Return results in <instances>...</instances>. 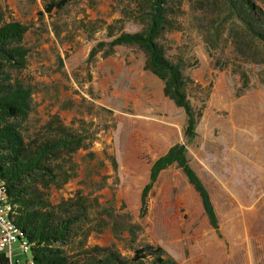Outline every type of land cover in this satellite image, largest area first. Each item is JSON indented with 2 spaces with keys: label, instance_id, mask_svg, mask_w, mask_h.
Returning <instances> with one entry per match:
<instances>
[{
  "label": "rangeland",
  "instance_id": "374dc122",
  "mask_svg": "<svg viewBox=\"0 0 264 264\" xmlns=\"http://www.w3.org/2000/svg\"><path fill=\"white\" fill-rule=\"evenodd\" d=\"M0 0V25L21 23L27 67L19 77L32 93L26 127L40 131L57 117L91 142L62 163L68 175L52 187L53 206L79 195L89 221L64 251L110 247L124 258L146 245L161 247L179 264H264V71L245 63L224 35L197 13V0H170L174 27L163 37L166 58L193 85L187 95L202 108L196 137L187 144L190 166L206 186L218 221L207 223L198 197L175 165L161 173L140 214V190L150 162L183 142L185 116L163 95L162 82L132 47L112 55L89 53L114 35L135 33L141 0ZM264 11V0H254ZM222 34L223 28L219 29ZM13 261L25 255L13 245Z\"/></svg>",
  "mask_w": 264,
  "mask_h": 264
},
{
  "label": "trees",
  "instance_id": "16d2710c",
  "mask_svg": "<svg viewBox=\"0 0 264 264\" xmlns=\"http://www.w3.org/2000/svg\"><path fill=\"white\" fill-rule=\"evenodd\" d=\"M170 0H141L135 21L141 26L135 33H110L107 43H96L89 53L91 60L98 52L112 55L115 47H132L145 57L144 68L159 79L163 95L180 108L185 116L183 142L173 144L149 164L146 183L140 190L139 211L160 175L175 165L198 197L208 226L218 232L217 218L209 193L192 169L187 158V144L196 137V126L202 108L194 109L187 95L193 81L183 74L179 64L166 58L164 35L174 27V9ZM66 0L51 1L45 11L60 10ZM199 15L208 17L212 40L224 35L239 50L245 62L263 66L264 11L254 0H197ZM223 28L222 34L219 29ZM26 28L19 22L0 25V181L14 206L15 225L30 244L34 264H179L159 246L146 245L134 251L131 258L122 257L110 247H91L68 255L64 247L89 221V209L79 195L53 206L48 199L52 187L68 180L62 163L91 142L82 132H72L54 117L38 132L29 134L27 119L32 112V93L19 77L27 67L28 49L23 44ZM0 264L7 261L0 255Z\"/></svg>",
  "mask_w": 264,
  "mask_h": 264
},
{
  "label": "built area",
  "instance_id": "2783aa9c",
  "mask_svg": "<svg viewBox=\"0 0 264 264\" xmlns=\"http://www.w3.org/2000/svg\"><path fill=\"white\" fill-rule=\"evenodd\" d=\"M15 215L14 206L7 197L3 182L0 181V255L7 264H34L30 255V244L14 223ZM16 243H18V249L25 255L24 263L18 260L13 261V245Z\"/></svg>",
  "mask_w": 264,
  "mask_h": 264
},
{
  "label": "crops",
  "instance_id": "0c3cea01",
  "mask_svg": "<svg viewBox=\"0 0 264 264\" xmlns=\"http://www.w3.org/2000/svg\"><path fill=\"white\" fill-rule=\"evenodd\" d=\"M199 177V176H198ZM201 180V179H200ZM202 181V180H201ZM203 183V182H202ZM203 185H204V183H203ZM205 186V185H204ZM205 188H206V186H205ZM207 189V188H206ZM208 191V190H207ZM209 193V192H208ZM209 196H210V194H209ZM210 200H211V197H210ZM212 203V202H211ZM213 206V205H212ZM213 209H214V207H213ZM215 212V211H214ZM216 215V214H215ZM217 218V217H216ZM218 222V221H217Z\"/></svg>",
  "mask_w": 264,
  "mask_h": 264
}]
</instances>
